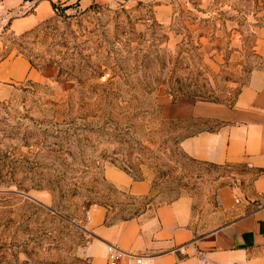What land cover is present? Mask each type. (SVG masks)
Here are the masks:
<instances>
[{
	"label": "rangeland",
	"instance_id": "obj_1",
	"mask_svg": "<svg viewBox=\"0 0 264 264\" xmlns=\"http://www.w3.org/2000/svg\"><path fill=\"white\" fill-rule=\"evenodd\" d=\"M260 41L264 0L56 4L21 33L0 28V56L36 73L0 94V264H90L96 207L109 224L188 195L200 231L233 218L219 191L237 201L256 171L188 157L181 141L222 125L187 113L231 106L264 70ZM107 167L152 191L132 196Z\"/></svg>",
	"mask_w": 264,
	"mask_h": 264
},
{
	"label": "crops",
	"instance_id": "obj_2",
	"mask_svg": "<svg viewBox=\"0 0 264 264\" xmlns=\"http://www.w3.org/2000/svg\"><path fill=\"white\" fill-rule=\"evenodd\" d=\"M116 0H0V28L21 33L52 16L54 4L89 9L113 5ZM264 45L260 41L258 48ZM36 73L25 56H0V94ZM187 115L222 122L181 141L191 158L215 165H249L256 174L250 188L235 200L234 190L223 187L220 202L234 217L208 231L199 229L192 197L180 196L135 217L106 223L107 211H90L92 239L86 246L90 264H106L108 245L124 252V264L144 257L149 264H264V70L254 69L231 106L201 103ZM106 178L134 197H145L151 183L134 180L125 172L106 168Z\"/></svg>",
	"mask_w": 264,
	"mask_h": 264
},
{
	"label": "built area",
	"instance_id": "obj_3",
	"mask_svg": "<svg viewBox=\"0 0 264 264\" xmlns=\"http://www.w3.org/2000/svg\"><path fill=\"white\" fill-rule=\"evenodd\" d=\"M124 252L114 245H108V258L106 264H124ZM135 264H149L146 258L138 257Z\"/></svg>",
	"mask_w": 264,
	"mask_h": 264
},
{
	"label": "trees",
	"instance_id": "obj_4",
	"mask_svg": "<svg viewBox=\"0 0 264 264\" xmlns=\"http://www.w3.org/2000/svg\"><path fill=\"white\" fill-rule=\"evenodd\" d=\"M56 7V4H54V8ZM183 96H187L186 94H184ZM211 101H215V100H211ZM197 133V132H196ZM193 134H195V133H193ZM193 134H191V135H193ZM191 135H188V136H191ZM188 136H186V137H188Z\"/></svg>",
	"mask_w": 264,
	"mask_h": 264
}]
</instances>
